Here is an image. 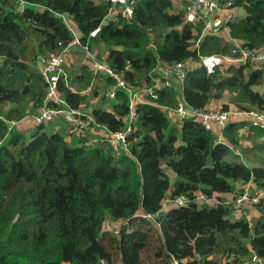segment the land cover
Instances as JSON below:
<instances>
[{"label": "trees", "instance_id": "trees-1", "mask_svg": "<svg viewBox=\"0 0 264 264\" xmlns=\"http://www.w3.org/2000/svg\"><path fill=\"white\" fill-rule=\"evenodd\" d=\"M24 1L22 12L17 0H0V264H146L145 258L149 264H243L252 254L264 259V207L253 205L261 216L252 225L247 214L236 215L234 204L222 198L236 195L238 185L241 191L251 184L253 191L264 186V161L246 158L250 166L236 153L245 139L240 131L248 124H229L223 140L191 119L178 132L161 108H177L178 90L164 87L158 72L188 64L183 95L190 107L206 109L229 93L238 110L264 112V93L254 90L264 84V64L251 71L249 63L193 68L204 59L226 57L231 44L225 46L223 36L203 35V22L191 20L186 6L178 10L173 0H135L129 20L107 24L111 4L106 0ZM223 3L245 12L226 25L230 37L243 48L263 49L264 0ZM63 16L84 46L93 51L105 45L109 65L142 91L129 152L117 154L104 140L87 146L68 128L53 131L48 123L27 137L9 123L25 118L30 103L31 116L40 114L48 85L35 61L74 42ZM98 76L105 89L116 87L113 78ZM96 78L86 65L68 86L61 78L58 89L66 107L90 109V137L96 130L104 137L124 131L129 93L117 88L109 110L106 94L86 93ZM97 96L99 102L91 106ZM9 104L22 106L6 112ZM251 129L256 138L264 136ZM168 170L176 176L174 183ZM197 193L216 195L221 203L199 206ZM179 196L192 202L163 213L166 201ZM108 219L121 225L117 234L106 229Z\"/></svg>", "mask_w": 264, "mask_h": 264}, {"label": "built area", "instance_id": "built-area-1", "mask_svg": "<svg viewBox=\"0 0 264 264\" xmlns=\"http://www.w3.org/2000/svg\"><path fill=\"white\" fill-rule=\"evenodd\" d=\"M17 1L21 4V11L23 12L24 8L27 6L26 2L24 0ZM106 1L111 4L106 20L108 19V21H114L118 18L129 20V18L132 17L135 4L131 0ZM187 2V15L193 21L196 20L203 22V35L210 34L214 36H224V31H229L226 25L232 20L233 16L232 14H229L224 18H220V16L216 17L215 12L219 7H217L214 0H187ZM63 19L69 29L73 32L75 39L74 42L61 53H52L47 56H38L37 63L35 65L44 76L48 85V91L40 114L33 117L34 125L37 127L43 123H51L59 120L63 122L65 126L73 133L86 140L87 146L104 140L110 144L114 152L117 154L129 152V138L136 130L133 123L137 119V102H139L140 98L142 97V91H137L132 86H130L126 82L124 75L115 71L109 65L106 58L100 60L97 55H95L89 48V45L84 46L81 43L80 36L77 34V31L73 27V24H71L69 18L63 16ZM226 41L228 43H232V47L230 58L223 57L224 60L238 65L249 63L254 67V69L264 64V48L260 50H249L247 48H243L239 42L233 40L230 37V34ZM70 47H79L85 51L86 64L89 70L93 72L95 77L100 74H104L116 81V87L110 89L106 94L107 100L115 98L117 88H123L129 93L131 113L127 121V127L124 131L108 133L105 135V137L102 135V138L97 137L96 132L95 136L90 137L89 121H93V118L90 116V110H77L66 107V102L58 89V84L61 78H63L68 86L69 80L71 79V76L67 70V56ZM158 72L162 74L163 81L160 83L164 87L175 86L177 87V90L181 92L178 98L177 108L175 110L161 107L164 112L174 113L179 126L182 127V124L185 120L191 119L198 122L206 130L214 133L216 136H218V138L223 140L224 130L229 124L235 123L234 118L238 117L241 118L243 122H246L250 128L259 129L264 132V112L259 109L251 108L247 111H240L237 109L233 111H226L223 108L198 109L188 106L183 95V85L188 73V64L186 62L175 63L171 66L158 68ZM145 92L153 99L158 98V95L155 93L154 89H148ZM50 102H54L57 105H64L65 107L52 108L48 106ZM85 118H87V120H85ZM15 124L16 122L11 123L12 126ZM170 202L173 203L174 208H180L190 204L192 199L188 196H179L174 199H168L165 205ZM195 202H198L199 204L208 203L209 205H217L221 203L216 196L209 198L202 193H197L195 195ZM226 203L234 204L236 215L246 214L245 212L243 213V208L247 207L248 205H255L263 208L264 186L258 188L255 191H253L248 186L242 191L238 192L231 200H227ZM116 224L118 228L116 231L117 234L121 225H119V223ZM174 264H178V262H175ZM243 264H264V259L259 257L257 254H252V256H249L244 260Z\"/></svg>", "mask_w": 264, "mask_h": 264}, {"label": "rangeland", "instance_id": "rangeland-1", "mask_svg": "<svg viewBox=\"0 0 264 264\" xmlns=\"http://www.w3.org/2000/svg\"><path fill=\"white\" fill-rule=\"evenodd\" d=\"M133 3H135V0H131ZM217 7H222L223 9L224 8H228V3H223V0H214ZM180 4V7H177L178 10L182 9V8H185V6L187 5V0H180L178 2ZM21 5V4H20ZM222 5V6H220ZM20 8V7H19ZM186 21L190 22L187 18H186ZM108 19L105 20V24H107ZM151 36H152V41L154 40V33L151 32ZM223 38L225 39V37L223 36ZM226 40V39H225ZM232 43H228L227 41L224 42V45L227 46V45H230ZM151 46V45H150ZM232 47V46H231ZM93 53L95 55H99L101 54V59H105L107 57V54H108V50L107 48L103 46H94L93 48ZM42 55V54H40ZM231 56V48H230V52L228 53V55H226L227 58H230ZM233 56V54H232ZM72 57V60H73V63H71L70 65L67 66V70L68 72L70 73L71 70H74L72 71L73 72V78L75 76V74H80L81 73V67L83 66L82 64L84 63L85 61V54L84 53H80V52H77V53H73V52H69L68 53V56H67V63H68V60H70ZM37 59L38 57L36 58V63H37ZM100 59V58H99ZM201 64H206L208 65L211 69L213 67H225V69L228 67V66H231L232 63H230L229 61L227 60H224L223 58H213V59H208V60H203L202 63H195L194 64V67H198L199 65ZM192 66V65H191ZM38 69V67H37ZM261 69L264 70V66L261 67ZM39 70V69H38ZM251 70H254V67L250 65L248 71H251ZM40 71V70H39ZM156 73V72H155ZM157 74V73H156ZM72 78V79H73ZM104 82L105 80L102 79L101 76H98V78H96V80L94 81V85H91L88 87V90L90 89L91 87V90L90 91H86V93L90 94L92 93L95 89L99 90V93L100 94V97L101 96H104V94H106V92H108L110 89L107 88L105 89L104 88ZM254 90L258 91V92H261V93H264V84L261 85V86H256L254 88ZM98 98H95L94 102L91 106H94L95 104H97V102H99V99L100 97L97 96ZM97 100V101H96ZM232 101V96L231 94L229 93H226L224 94L223 98L220 99V103H219V107H216V108H223L224 105L226 104H229L230 105V108H233L234 110H236L237 108L235 107V105L231 102ZM212 102H215L212 101ZM105 107H107L108 109H111V101H106L104 103ZM22 105L20 106H16V105H6L3 107V109L8 112L9 109L11 108H20ZM33 104L30 103V105L28 107L25 106V114H26V117L17 121V120H14L12 122H16L15 125H11L12 127H15L17 125L18 122L20 121H23L22 123L18 124L15 128L17 130H19L20 132L22 133H25L27 135V137H30L31 134L33 133V131L35 130V126L32 127V123H25V119H33L34 116H31V108H32ZM1 108V107H0ZM238 110V109H237ZM1 111V110H0ZM4 112V113H6ZM40 113V112H39ZM36 115V114H35ZM167 115L169 116V114L167 113ZM37 116V115H36ZM172 124L175 125V127L177 128L178 130V126L176 124H174V116L172 117H169ZM11 122V123H12ZM47 125H51L49 126V128H52L53 131H60V130H67V127L65 126V124L61 121H54V122H51V123H48ZM32 128V129H31ZM68 131V130H67ZM245 134L246 136H248L249 134H251L250 131H247V129L243 128L241 131H240V134ZM245 137V139H243L241 142H240V148L236 150V153L240 156H242L241 160H244L245 162H248L246 160V158H250V159H253V160H256V159H261L264 161V136L263 137H259V138H256V134H251V136L253 137V139H250V137ZM256 144H261L260 146H257ZM244 150H247V152H244ZM250 166H254V164L248 162ZM171 172L170 173V177H171V182L174 183L175 180H176V177L174 175V173L171 171V170H168V172ZM249 187L251 189H253L252 185H249ZM231 200V199H230ZM210 205H213V204H210ZM199 206H202V204H199ZM171 208H174V205L172 202L166 204L164 206V209H163V213H166L168 212ZM246 217L248 219V221L250 222V224H255V222L260 218L261 216V213L258 211V209H256L255 207L253 206H247V212H246ZM106 229L113 232V231H116L118 228H117V224L115 222H112L110 219H108L106 221V225H105ZM145 263L146 264H149L147 259L145 258Z\"/></svg>", "mask_w": 264, "mask_h": 264}, {"label": "crops", "instance_id": "crops-1", "mask_svg": "<svg viewBox=\"0 0 264 264\" xmlns=\"http://www.w3.org/2000/svg\"><path fill=\"white\" fill-rule=\"evenodd\" d=\"M180 0H173V2H174V5H175V7L177 8V7H180V4L178 3ZM220 6H222V5H220ZM228 7H229V9L227 8H222V7H219L218 8V10L215 12V16L217 17V16H220V18H224L225 16H228L229 14H232V16H233V18H241V17H244L245 16V12H244V10L242 9V8H231L230 7V5H228ZM70 19V18H69ZM73 27H74V25H73ZM75 28V27H74ZM77 34L80 36V34H79V32H77ZM224 37L226 38V40H227V37L229 36V31H227V30H225L224 31ZM98 46H103L104 47V45H99V44H97ZM96 46V45H95ZM69 52H73L74 54L75 53H77V52H82V53H84L85 54V51L83 50V49H81V48H79V47H70L69 48V50H68V53ZM71 63H73V60H72V57H71V59L70 60H68V65H70ZM195 64V63H194ZM194 64H192V67L193 68H195L194 67ZM197 64V63H196ZM82 65H86L87 66V64H86V55H85V61H84V63L82 64ZM72 71H74V70H71V72ZM70 74V76H71V79L73 78V75L71 74V73H69ZM79 75V74H78ZM96 78V77H95ZM96 79H94V81H95ZM91 90V87H90V89L89 90H87V91H90ZM178 92H179V95H180V91L178 90ZM106 94H107V92H106ZM94 100H95V98L94 99H92L91 100V103L93 104V103H95L94 102ZM97 101V100H96ZM139 102L140 103H143L144 102V99H143V97H141L140 98V100H139ZM219 101H215V102H211L208 106H207V108L206 109H215L216 107H219ZM107 108V107H106ZM108 109V108H107ZM88 110H90V109H88ZM110 110V109H109ZM230 110L231 111H233L234 109L233 108H230ZM166 113H168L169 114V117H172V116H174V124H176L177 126H178V132H180V130H181V126H179V124L177 123V121H176V118H175V115H174V113L173 112H166ZM35 117V116H34ZM234 120H235V123L237 122V123H239V122H243L242 120H241V118H234ZM241 120V121H240ZM23 121H20V122H18L17 123V125L18 124H20V123H22ZM25 123H32V127H34L35 125H34V122H33V119H25V121H24ZM16 125V126H17ZM174 127H175V125H173ZM176 128V127H175ZM245 129H247V131H250L251 132V134H255V132L253 131L254 129H251L249 126H246V127H244ZM32 129V128H31ZM96 132H97V137H99V138H102V135H101V133L103 132L102 130H96ZM90 133V132H89ZM244 134V133H243ZM251 134H249L248 136H246L245 134H244V136H246L247 138L251 135ZM95 136V135H94ZM252 137V136H251ZM167 173L169 174V176H170V171L168 172L167 171ZM175 175V174H174ZM176 177V176H175ZM171 178V177H170ZM252 185V184H251ZM255 186H253V188H254ZM243 188V186H241V185H238L237 186V191L239 192V191H241V189ZM234 195L235 194H227V195H222V198H224L226 201L227 200H230V199H232L233 197H234ZM216 196V195H215ZM217 197V196H216ZM218 198V197H217ZM172 209V208H171Z\"/></svg>", "mask_w": 264, "mask_h": 264}, {"label": "clouds", "instance_id": "clouds-1", "mask_svg": "<svg viewBox=\"0 0 264 264\" xmlns=\"http://www.w3.org/2000/svg\"><path fill=\"white\" fill-rule=\"evenodd\" d=\"M11 124V122H9Z\"/></svg>", "mask_w": 264, "mask_h": 264}]
</instances>
